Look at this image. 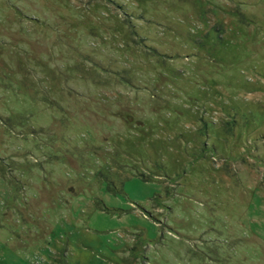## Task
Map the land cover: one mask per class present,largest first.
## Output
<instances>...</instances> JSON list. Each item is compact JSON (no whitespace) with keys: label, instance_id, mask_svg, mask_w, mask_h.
<instances>
[{"label":"rangeland","instance_id":"1","mask_svg":"<svg viewBox=\"0 0 264 264\" xmlns=\"http://www.w3.org/2000/svg\"><path fill=\"white\" fill-rule=\"evenodd\" d=\"M0 264H264V0H0Z\"/></svg>","mask_w":264,"mask_h":264}]
</instances>
